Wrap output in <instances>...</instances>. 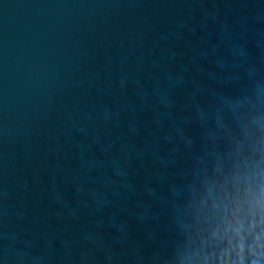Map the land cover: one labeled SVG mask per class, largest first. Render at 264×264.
Returning a JSON list of instances; mask_svg holds the SVG:
<instances>
[{"label": "water", "instance_id": "obj_1", "mask_svg": "<svg viewBox=\"0 0 264 264\" xmlns=\"http://www.w3.org/2000/svg\"><path fill=\"white\" fill-rule=\"evenodd\" d=\"M261 191L264 0H0V264H215Z\"/></svg>", "mask_w": 264, "mask_h": 264}, {"label": "clouds", "instance_id": "obj_2", "mask_svg": "<svg viewBox=\"0 0 264 264\" xmlns=\"http://www.w3.org/2000/svg\"><path fill=\"white\" fill-rule=\"evenodd\" d=\"M215 207L218 210L207 240L215 264H248L247 256L264 254V191L252 200L236 199L222 210Z\"/></svg>", "mask_w": 264, "mask_h": 264}]
</instances>
